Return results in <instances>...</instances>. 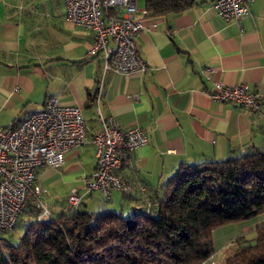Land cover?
Returning <instances> with one entry per match:
<instances>
[{
    "label": "crops",
    "instance_id": "crops-1",
    "mask_svg": "<svg viewBox=\"0 0 264 264\" xmlns=\"http://www.w3.org/2000/svg\"><path fill=\"white\" fill-rule=\"evenodd\" d=\"M137 5L145 8V0ZM248 11L226 21L212 0H194L180 13L143 16L137 44L146 70L102 75L101 59L88 55L92 33L66 20L63 0H0V124L41 109L51 95L80 107L87 128L86 142L65 152L61 167L39 169L36 183L59 169L78 172L81 181L90 176L97 112L122 127L138 125L148 143L132 150L116 171L132 191H114L104 205L92 199V208L151 207L183 164L264 152V0L252 1ZM218 83H246L262 97L258 108L213 101L209 93ZM49 208L55 215L56 208ZM249 221L212 231L216 260L223 262L228 248L238 247L236 236L254 230L246 227Z\"/></svg>",
    "mask_w": 264,
    "mask_h": 264
},
{
    "label": "trees",
    "instance_id": "trees-1",
    "mask_svg": "<svg viewBox=\"0 0 264 264\" xmlns=\"http://www.w3.org/2000/svg\"><path fill=\"white\" fill-rule=\"evenodd\" d=\"M193 2L145 0V9L161 16ZM87 206L51 211L49 224L28 206L18 242L0 238V264H199L212 255L214 229L264 215V152L183 164L148 209L126 215ZM234 241L238 247L225 264H264V224Z\"/></svg>",
    "mask_w": 264,
    "mask_h": 264
},
{
    "label": "built area",
    "instance_id": "built-area-1",
    "mask_svg": "<svg viewBox=\"0 0 264 264\" xmlns=\"http://www.w3.org/2000/svg\"><path fill=\"white\" fill-rule=\"evenodd\" d=\"M254 0H212V7L222 19L237 21L249 14ZM65 18L76 27L92 33L88 55L102 61V75L111 71L120 75L143 73L146 62L139 54L137 37L142 29L141 17L147 15L137 0H63ZM203 74L208 72L204 69ZM16 90V89H14ZM213 101L232 102L246 110H256L262 98L246 83H218L209 93ZM98 106L99 97L95 96ZM99 130L91 137L96 164L85 180L83 193L76 188L67 196L65 212L74 211L83 195L94 191L103 199L112 192L128 194L132 186L116 173L129 160L132 150L145 146L148 137L138 125L120 126L113 116L97 112ZM87 128L81 109L60 103L47 96L41 109L8 125L0 124V233L12 230L21 213L30 205L37 209V221L49 224L52 213L41 197L36 183L41 168L57 169L64 163V154L83 145ZM147 205V209L149 208ZM199 264H223L210 255Z\"/></svg>",
    "mask_w": 264,
    "mask_h": 264
},
{
    "label": "rangeland",
    "instance_id": "rangeland-1",
    "mask_svg": "<svg viewBox=\"0 0 264 264\" xmlns=\"http://www.w3.org/2000/svg\"><path fill=\"white\" fill-rule=\"evenodd\" d=\"M141 8V7H139ZM88 159V157H86ZM89 163H87L86 166H88ZM70 174V173H68ZM66 173H62V171L59 169L57 174L51 175L49 179H47L44 183H40L41 188L43 189L44 193L41 197L42 201L45 202L47 207L49 206L56 208V215L60 214L64 207L67 205V196L72 191L73 188H76L79 191V194L83 193V185L85 183L84 179L81 181L80 174L78 172H75L71 175H68ZM91 175V174H90ZM100 201L102 205L106 204V202L103 201V198L99 196L97 191H94L91 195H83L81 203H85L87 206V209L92 210L90 204L93 203V201ZM50 209V208H49ZM101 210H104L103 208ZM119 209H116L115 211H118ZM138 212V211H135ZM53 213V212H52ZM123 214L127 213L125 210H123ZM21 221L19 220L14 228L10 230L8 233L0 234V238L8 239V241L11 244H16L19 240V238L22 236L25 224L22 220L25 219L24 214L20 216ZM264 224V215L259 216L258 218H255L252 221H249L246 223V227L248 229H255L258 226ZM250 237H254V235H250ZM234 243H237L234 241ZM237 249L236 246L229 247L226 253V257L224 258V261L222 262L225 264L228 257H230L234 251Z\"/></svg>",
    "mask_w": 264,
    "mask_h": 264
}]
</instances>
